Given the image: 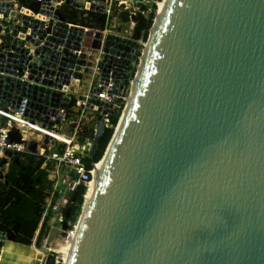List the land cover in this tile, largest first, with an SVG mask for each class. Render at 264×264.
Wrapping results in <instances>:
<instances>
[{
    "label": "water",
    "instance_id": "1",
    "mask_svg": "<svg viewBox=\"0 0 264 264\" xmlns=\"http://www.w3.org/2000/svg\"><path fill=\"white\" fill-rule=\"evenodd\" d=\"M60 1L100 2L95 47ZM81 1L0 0V107L53 124L94 71L125 86L137 40L104 33L105 0ZM139 61L70 264H264V0H159ZM89 127L94 156L100 113Z\"/></svg>",
    "mask_w": 264,
    "mask_h": 264
},
{
    "label": "built area",
    "instance_id": "2",
    "mask_svg": "<svg viewBox=\"0 0 264 264\" xmlns=\"http://www.w3.org/2000/svg\"><path fill=\"white\" fill-rule=\"evenodd\" d=\"M77 1L82 2L81 0ZM63 2L60 1L56 4L63 6ZM135 2H139L140 5L136 6ZM158 2L159 0H105L103 3V18L105 22L102 26L104 33H108L110 30L123 31L127 33L128 38L133 39L132 33L136 21L132 17H137L138 13L148 15L154 4L158 6ZM98 3L100 2H85L86 9H77L85 12H95L99 15L95 11V6ZM123 13L128 14L129 21L126 23L123 21L124 24L120 28L116 27L113 23V17ZM125 26H127V29H125ZM137 42L143 48L147 43L143 40H137ZM143 48H138V46L136 48L135 60L127 77V79H130L129 89H131V84L135 77L134 75L130 78V72L134 66L138 67L140 61H136V56L138 51H141L142 54ZM140 56L138 59H140ZM115 80L112 76L106 80L100 76V71H94L89 90L85 94L86 99L84 100L79 99V95L76 94L77 91H72L69 88L68 92H66L68 102L73 100V103L69 105L68 109H61L62 115L58 121L57 116H50L49 120L53 121V124H49L48 121L46 125H43L44 120L43 122L27 116L24 113L25 103L15 109L0 107V159L6 157L9 165L17 153L31 154L37 157V159L42 160L40 168L48 173L47 178L51 181V185L46 191L47 196L43 202L42 218L36 231V236L46 218H48L49 226H63L67 223L70 226L72 225L70 217L67 216V212L72 207L77 206L79 189L81 186H85L87 190L90 182L94 178L95 168L98 163L94 162L91 167L88 166V160L92 157L91 150L96 129H93L94 134L92 136L86 137L82 141L80 138L82 126H84L83 123H86V125H89L91 122L95 123L97 121V114L100 113L104 127L109 128L113 126L112 116L109 115L108 108L102 107L99 110V106L97 105L89 108L88 98L95 97L103 102L114 103L115 112L119 108L121 100L124 101L125 107L127 96L126 84L124 87L121 84L117 86ZM76 107L80 108V112L72 114V111ZM74 116L78 117L77 121L73 120ZM69 126H73L71 132L66 131V128ZM12 133H17L18 139H12ZM46 138L49 140L48 143H45ZM32 141H36V143L32 145ZM33 147H36L37 150H30ZM4 152H11V155H4ZM7 169L8 167L5 168L6 171L4 170V174H6ZM73 227H75V224Z\"/></svg>",
    "mask_w": 264,
    "mask_h": 264
},
{
    "label": "trees",
    "instance_id": "3",
    "mask_svg": "<svg viewBox=\"0 0 264 264\" xmlns=\"http://www.w3.org/2000/svg\"><path fill=\"white\" fill-rule=\"evenodd\" d=\"M157 6L154 4L148 15L142 13L137 14L136 24L133 29V39L143 40L147 42L150 29L153 25ZM85 11L77 8L67 7L63 11V15L67 22L80 24L82 26H90L98 16L95 12H89V16H85ZM122 20L127 22L129 17L127 13L122 15ZM104 18L100 21V25H104ZM141 51H138L136 61H138ZM137 67L134 66L130 72V78L136 73ZM126 93L129 91L130 79H126ZM124 109V101L121 100L120 106L112 116V127L105 128L102 136L99 138L96 154L88 160V166L92 163L99 162L103 157L111 138L113 137L119 118ZM75 112L72 111V114ZM94 130L89 125L82 126L81 140L92 136ZM19 161L11 160L4 179H0V231H7L15 224L19 223V233L15 238V242L23 245H32L36 231L39 227L43 202L47 196L46 191L51 185V181L47 178V172L42 170V160L31 154L17 153ZM86 193V187L81 186L77 197V206L70 210L71 227L76 224L84 203L83 195ZM48 226V218L42 224L37 236L35 244L40 245V241ZM46 264H62L55 258L52 253L48 256Z\"/></svg>",
    "mask_w": 264,
    "mask_h": 264
},
{
    "label": "rangeland",
    "instance_id": "4",
    "mask_svg": "<svg viewBox=\"0 0 264 264\" xmlns=\"http://www.w3.org/2000/svg\"><path fill=\"white\" fill-rule=\"evenodd\" d=\"M125 29H127V26H125ZM85 37H86L85 45L95 47L97 43V39L100 37V34H98L97 32L87 31ZM92 39H94L93 40L94 42H92ZM138 48H143V46L140 44L138 45ZM130 90L131 89H129L127 93L126 99L128 97V94H130ZM125 104H126V100H125ZM36 141H32L33 142L32 145L35 144ZM30 150L36 151L37 148L33 147V149ZM3 167L4 166L0 168L1 172H5L6 171L5 168H7L8 166H6L5 168ZM78 220L75 224V227L73 228L68 223L63 226H58V225L49 226L48 224L44 232V235L40 241L39 246L35 244V241L37 240V236L36 238H34L33 244L31 246L23 245L11 241L5 242L2 249H0V264H46L48 256L52 253L55 255V258L58 261L63 262V254L55 251L52 247V244L59 236L64 235L66 233H73L75 231Z\"/></svg>",
    "mask_w": 264,
    "mask_h": 264
},
{
    "label": "bare ground",
    "instance_id": "5",
    "mask_svg": "<svg viewBox=\"0 0 264 264\" xmlns=\"http://www.w3.org/2000/svg\"><path fill=\"white\" fill-rule=\"evenodd\" d=\"M135 78V77H134ZM135 92V89L130 90V94H128V97L126 99V108L124 109V112L122 113V115L120 116L118 125L130 103L132 94ZM118 125L115 128V131L118 127ZM113 140V139H112ZM106 154V153H105ZM105 154H103V158L100 159V161L97 163L96 168H95V173H94V178L93 180L90 182L86 193L84 195V203L82 205V210H81V215L79 216V220L78 223L76 225L75 231L73 233H66L64 235L59 236L55 242L52 244V247L55 251L60 252L63 254V262L62 264H70V261H72L73 257H74V253H75V249L76 246L78 244V236H79V232L80 229L83 225L84 219L87 215L89 206H90V202H91V198H92V194H93V190H94V186H95V182L99 176V172H100V168L101 165L104 161L105 158ZM4 246V245H3Z\"/></svg>",
    "mask_w": 264,
    "mask_h": 264
},
{
    "label": "crops",
    "instance_id": "6",
    "mask_svg": "<svg viewBox=\"0 0 264 264\" xmlns=\"http://www.w3.org/2000/svg\"><path fill=\"white\" fill-rule=\"evenodd\" d=\"M67 7L69 8V6L63 5L61 8L62 11H64ZM123 14L115 15V17H113V23L116 27L120 28L124 24V22L122 20ZM87 31L95 32V30L92 29L90 26L86 27V32ZM83 48H84V46H83ZM93 75H94V72L92 73V75L89 76V79H87L85 82H83L82 86L76 92L77 95H85L88 92ZM4 155H6V152H4Z\"/></svg>",
    "mask_w": 264,
    "mask_h": 264
},
{
    "label": "flooded vegetation",
    "instance_id": "7",
    "mask_svg": "<svg viewBox=\"0 0 264 264\" xmlns=\"http://www.w3.org/2000/svg\"><path fill=\"white\" fill-rule=\"evenodd\" d=\"M10 164V163H9ZM6 166H8L9 167V165L7 164V165H4V167L3 168H5ZM18 233H19V230H18V232L15 234V238L18 236ZM39 234V233H38ZM36 236V235H35ZM38 236V235H37Z\"/></svg>",
    "mask_w": 264,
    "mask_h": 264
}]
</instances>
